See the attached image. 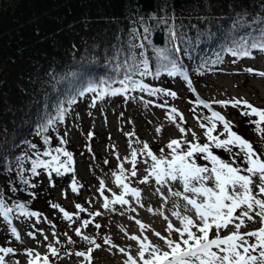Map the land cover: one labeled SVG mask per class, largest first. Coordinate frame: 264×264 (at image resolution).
<instances>
[{"label": "trees", "instance_id": "trees-1", "mask_svg": "<svg viewBox=\"0 0 264 264\" xmlns=\"http://www.w3.org/2000/svg\"><path fill=\"white\" fill-rule=\"evenodd\" d=\"M262 21L264 0H0V194L5 203L9 206L17 201L26 203L29 211L41 214L39 224L49 223V219L50 224L60 223L63 214L53 213L50 205L62 206L64 202L56 198L54 188L64 185L72 190L70 185L75 179L79 190L84 179L76 168L83 147L67 131L71 113L81 99L76 90L90 84L98 90L123 87L119 81L126 74L124 65L130 62V57L137 62L147 59L149 70L155 73L158 67L155 50L171 46L172 31L177 37L173 43L180 48L175 54L180 71L189 73L196 83L202 82L203 76L219 69L223 57L230 61L244 57L231 55L224 51L226 47L264 39ZM145 28L149 31L145 32ZM141 44L143 47H139ZM255 52L261 50H251ZM218 55L220 61L215 63ZM171 77L183 76H169L163 69L158 77L133 75L134 80L150 88L178 95ZM191 88L187 90L186 101L195 112L192 109L190 112L198 117L210 116L207 108L195 103L196 94ZM138 90L126 93L137 95ZM88 94L93 99L97 95ZM69 96H74L76 102L67 106L64 122L38 135L42 120L54 115L57 102L63 103ZM256 108L263 109L259 105ZM230 122L233 131L248 140L240 127L246 122ZM217 131H222V125L218 124ZM90 132L96 138L97 132L88 129L87 134ZM202 133L196 141L186 140L203 144L204 129ZM44 135L49 137L50 144H44ZM61 138L67 143L60 145ZM248 141L256 150L252 140ZM57 146L72 153L73 171L49 176L45 169L38 168V174L33 176L29 169L31 160L36 158L34 153ZM212 150L229 159L225 151ZM22 155L24 178L35 187L20 180L17 158ZM196 162L208 164L203 159ZM79 200L75 204L86 205L83 198ZM36 221V217L13 215L12 223L21 237L18 240L11 234V226L0 217V247H11L15 251L9 255L16 254V249L25 244L23 233H36ZM49 260L50 264L60 263L55 258Z\"/></svg>", "mask_w": 264, "mask_h": 264}, {"label": "snow or ice", "instance_id": "snow-or-ice-1", "mask_svg": "<svg viewBox=\"0 0 264 264\" xmlns=\"http://www.w3.org/2000/svg\"><path fill=\"white\" fill-rule=\"evenodd\" d=\"M264 24V21L261 22ZM145 32L149 29L145 28ZM172 40H170V47L163 49L157 48L155 56L158 61V67L155 73L148 68L147 59H142L139 62L134 57H130V62L125 63L126 74L124 78L119 81L123 87L120 88H102L97 89L91 84L82 89L76 90V96H84L88 92L97 93L93 100L92 106H95L96 100L103 99L105 95H120L128 92L130 89H139L141 92H147L155 96L157 93H163L166 96L176 98V93L166 91L160 88H150L148 85L133 79V75L148 76L154 75L158 77L161 69L167 72L169 76H183L185 81L190 85L191 81L187 79L175 58V54L180 51L173 41L177 39L176 33L171 32ZM264 36V34H262ZM183 42V41H182ZM143 47V45H139ZM252 49H259L264 51V39L252 42H240L236 46L226 47L224 51L229 52L233 56H250ZM144 54L141 53V56ZM220 61L219 55L215 63ZM246 71L252 73L254 69H247ZM259 76L264 77V72H257ZM192 91H195L192 89ZM76 102L74 96H69L61 103L57 102L54 115H49L44 118L37 131L38 135H42L54 128L57 123H63L68 112V105ZM150 103V102H149ZM165 101V105H166ZM197 105H203L210 109V105L197 98L195 101ZM213 103L219 104L222 107L231 105L234 108H242L241 115L247 117H256V119H249V123L255 125L254 131L258 134L261 142L264 143V109H258L243 98H232L231 100H218ZM165 105H158L164 107ZM195 112V109H192ZM168 119L175 123L176 118L182 123L184 117L178 112L176 108L168 110ZM198 120L206 121L200 122L199 127L204 129V136L206 142L200 144L198 142H189L183 138L172 139L166 147L170 150L168 156L164 155V150H160V155L154 154L147 143H144L142 148L133 149L130 152L131 159L128 161L132 168L130 176H137V157L138 155H145L151 160L150 167L146 168L147 175L139 182L148 183L150 179H154L158 185L168 184L169 181L179 183L182 186V191H172L169 187L171 196L179 197L184 201L183 213L179 211L181 205L179 203L173 204V211L171 215L175 217L180 224L179 228L174 227L171 221H168L165 231L167 236H162L160 233L154 232L160 240L163 241L167 247V251H162L160 245L153 244L147 236L141 238L137 235H129L130 240L136 241L138 244L137 256L133 257L128 254L124 248H118V251L127 256L124 264H264V158L258 153L252 143L241 137L237 132L233 131V125L220 112L211 111L210 116L198 117ZM222 125V131H217V126ZM179 132L184 134L191 132V129H185L177 124ZM161 131L157 128V132ZM215 133V134H214ZM66 135V134H65ZM89 137L92 136L90 132ZM132 135V134H128ZM193 141L198 138L195 133H192ZM45 145L50 144L48 136H43ZM67 143L63 138L60 139V145ZM186 145V147H182ZM35 148V145H30ZM212 149L223 150L228 153L229 159L225 160L216 154ZM35 159L31 160V174L37 175V169H45L49 176L55 173L62 176L65 173L72 172L73 156L61 146L55 148L46 147L43 152L34 153ZM48 157L49 159H41L40 157ZM65 157L66 159H61ZM25 157L22 155L17 158L20 167L18 168V175L21 182L29 187V181L24 178L23 161ZM197 159H203L208 164L200 165L196 162ZM107 162V161H106ZM146 164L147 160L144 161ZM210 164V166H209ZM119 175L113 173L116 185L121 189L118 195H114L112 199L104 198L103 207L110 209L112 205H129V200L125 197L130 195L133 199L139 202L141 192L136 187H130L128 177L125 175V168L123 165H118ZM70 187L73 192H77V182L73 179ZM105 188L104 182L101 181L99 190ZM12 191H15L13 188ZM159 192V189H157ZM34 197V193H31ZM167 199L165 198V203ZM53 209H59L63 214V218L70 223L73 221V216L85 212L86 209L80 204L75 205L76 213L70 214L65 211L60 205L52 203L50 205ZM143 207V205H141ZM163 206H161L162 208ZM131 211H136L131 208ZM149 212L153 209L149 208ZM157 212L164 216V212L158 209ZM188 213H192L189 215ZM13 215L23 217H36L39 222L40 213L29 211L26 203L14 202L12 206L5 203V199L0 194V217L11 226ZM91 216H99L101 213H89ZM259 218L260 227L247 232H241V228L247 226V221L256 223V218ZM168 220L167 216H164ZM50 223V221H49ZM93 221L90 219L82 220L81 227L74 229L76 236L92 245L85 251H76L74 255L82 257V264H92V253L99 249L101 245L97 244L95 239L82 233V228L88 227ZM135 223L141 230L147 228L140 220ZM232 226L235 231L230 232L226 236L221 235V230ZM100 224H95V228L99 229ZM215 229V236L211 233ZM40 231L43 234L42 230ZM11 234L20 239V236L15 227H10ZM172 233H176L178 239L172 238ZM29 236L35 238V233L29 232ZM54 237L57 235L53 233ZM67 236V234H64ZM47 240V236L44 237ZM68 243H73L71 237H67ZM57 243L59 241L57 240ZM104 244L110 247H117L110 238H104ZM47 254L41 255L33 249H27L26 255L29 257L28 264H50L49 256H58V250L51 243L46 245ZM11 247H0V264H5V256L14 253ZM71 254V253H69Z\"/></svg>", "mask_w": 264, "mask_h": 264}, {"label": "rangeland", "instance_id": "rangeland-1", "mask_svg": "<svg viewBox=\"0 0 264 264\" xmlns=\"http://www.w3.org/2000/svg\"><path fill=\"white\" fill-rule=\"evenodd\" d=\"M236 59L238 60L230 61L228 57H223L222 69L203 76L202 82H191L194 86L192 88L197 92L198 97L203 96L205 98H199L204 101L211 100L213 102L214 100L243 98L254 107L259 105L264 109V77L256 74L257 72H264V53L255 52L251 53L250 56ZM249 68L254 69L255 72L246 71ZM177 78H170L172 86L179 92L174 99L160 95L163 93H157L153 96L147 95L146 92H139L138 97H129L133 94L123 93L104 96L103 99L96 100L93 107L90 95L85 94L81 97L71 113L67 131L68 135L74 138L80 147H83L84 151L81 153L76 168L83 174L84 179L79 183L77 192H73L67 188L68 186L61 185L54 188V195L58 200L64 202L60 207L70 214L76 213L75 203L77 199L83 198L86 205L79 204H83L82 207L86 211L74 215L71 223L63 217L60 219V223L56 225L39 224L36 221L35 238L23 233L25 244L16 249V254L5 256V264H11V257H17V261L21 262L19 264H23L27 258L25 249L28 246H32L35 252L46 253L48 252L46 247L48 243L57 248L58 256L63 259L64 264L72 260L71 264H82L83 258L77 257L74 253L85 251L88 247L93 246L76 236L74 229L81 227V221L86 219L92 220L93 223L82 228V233L95 239L96 243L101 245L91 254L92 264H124L127 256L119 252L118 248H124L128 254L136 257L138 244L136 241L130 240L129 235H137L141 238L147 236L153 244L160 245L162 251L168 250L163 241L153 233L157 232L162 236H167L168 233L165 229L168 221H171L174 227H180L179 221L171 215V211L175 210L173 204L179 203L181 205L179 211L183 213L184 201L179 197L171 196L169 187L172 191H182V186L179 181H169L168 184L158 185L154 179H150L148 183H140L139 181L147 175L145 169L150 167L151 160L145 155H138L136 177L130 176L132 165L128 161L131 159L130 152L133 149H141L144 143H147L150 150L157 156L160 155L161 149L167 156L169 151L166 149V145L172 139L179 140L183 135L184 139L193 140L192 133H195L198 139L203 136V129L199 127L197 122L205 121L198 120V116L190 112L192 109L189 105L190 102L186 101L189 86L184 78ZM165 101L167 102L166 105ZM158 105L165 106L160 107ZM217 105L229 121L238 123L239 120H243L246 122L240 127L246 132L247 139L250 138L256 145V151L264 158V143L254 131L255 125L248 122L251 118L242 116L240 108H234L231 105L226 107ZM170 108H176L183 115L184 121L182 123L179 121V117L176 118L175 123L168 119L167 114ZM177 124L186 130L191 129V132L181 134ZM157 128L161 129L159 133ZM88 129H94L97 132L96 138L89 137ZM145 160L148 161L147 164L144 162ZM121 164L126 170L125 175L128 177L126 182H129L130 187H136L141 192L139 202L128 195L131 205L115 204L110 209H105L102 206L104 201L101 202L103 197L112 199L121 190L116 185L113 175V173L119 175L118 165ZM101 181L105 185L102 191L99 190ZM165 198L167 199L166 203ZM161 206L163 207L161 208ZM131 208H135L136 211H131ZM149 208L153 211L149 212ZM158 209L164 212V216H167L168 220H165L164 216L157 212ZM52 212L60 211L52 208ZM96 212L101 213V215H89V213ZM188 214L192 215V213ZM136 220H140L148 227L141 230L135 223ZM256 221V223L247 221V226L260 225L258 217ZM95 224H100L101 227L96 229ZM231 229L234 228L229 226L221 232L227 233ZM37 230H42L43 234ZM53 233L57 235L54 237ZM65 233L67 236L64 235ZM45 236H47V240L44 239ZM67 237H71L73 243H68ZM105 237L110 238L117 247L104 244ZM172 238L178 239L176 233H172Z\"/></svg>", "mask_w": 264, "mask_h": 264}]
</instances>
